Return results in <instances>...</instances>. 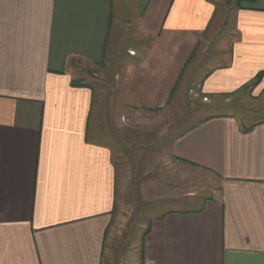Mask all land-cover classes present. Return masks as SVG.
I'll list each match as a JSON object with an SVG mask.
<instances>
[{"label": "crops", "instance_id": "0c3cea01", "mask_svg": "<svg viewBox=\"0 0 264 264\" xmlns=\"http://www.w3.org/2000/svg\"><path fill=\"white\" fill-rule=\"evenodd\" d=\"M229 4L0 0V264H264V116L207 108L264 107V0Z\"/></svg>", "mask_w": 264, "mask_h": 264}, {"label": "rangeland", "instance_id": "374dc122", "mask_svg": "<svg viewBox=\"0 0 264 264\" xmlns=\"http://www.w3.org/2000/svg\"><path fill=\"white\" fill-rule=\"evenodd\" d=\"M136 1H139L140 3H145L148 0H113L114 2V16L116 17H132L133 16V10L132 8L134 7V4L136 3ZM235 1V0H234ZM231 4H229L230 6H232V2L233 0H230ZM122 6H124L126 8L127 11H124ZM224 7V5H222ZM233 10V9H231ZM234 11V10H233ZM233 11L230 12V15L227 17L232 18L233 15ZM229 12V10H228ZM232 22V20H231ZM230 24H227L226 27L224 28V31L222 33H227L226 29L229 27ZM132 46H137L136 42H131L130 43ZM212 52V51H211ZM80 66V73L82 74L83 77H85V79H89L90 76L92 78L98 79L97 76V72L93 71L91 72V69L88 68V66H84V65H79ZM79 69V67H78ZM96 76V77H95ZM194 93L191 90H188L186 93H184L182 96L180 97H173V102L165 109V111L163 112L166 115L167 121H166V125L167 127L169 125H171L172 128V132L173 134H177L178 132L188 128L189 126H191L194 122V120H196L198 117H200L202 114L198 112L195 113L196 111V106L191 104V101H193L194 98ZM197 99V98H195ZM208 106V105H207ZM205 106V108L207 107ZM239 109L237 108H232V107H223L222 109L220 108H216L214 109V107L208 106L207 108H209L210 110L208 112H222V111H227L233 114H237V115H241V114H245L244 116H246V118L251 119V120H257L260 119L264 116V107H261L260 109H256L253 111H249L253 108L256 107L255 102L251 101V99H242V101L240 103H238ZM140 126V129L145 130V127L148 128H152V129H156L158 130L157 133L159 132V130L161 129V125L158 122H154V121H149V122H143L141 121L140 123H138ZM136 124V125H138ZM154 127V128H153ZM143 135V132H141ZM157 136V137H156ZM144 138V136H142V139ZM148 139L151 140V142H154L156 140V144L159 145L160 144V140L158 138V134H155V132L153 133L151 131V133L148 134L147 136ZM155 144V145H156ZM159 153H162V151H158V153H156L157 155H159ZM143 161V158L141 159ZM144 220L145 219H130V222H132L133 226L136 228L137 224L140 223V225L144 226Z\"/></svg>", "mask_w": 264, "mask_h": 264}, {"label": "trees", "instance_id": "16d2710c", "mask_svg": "<svg viewBox=\"0 0 264 264\" xmlns=\"http://www.w3.org/2000/svg\"><path fill=\"white\" fill-rule=\"evenodd\" d=\"M259 78H260V74H258V75L255 77L254 81H252V82L250 83V85H252V84H253L255 81H257Z\"/></svg>", "mask_w": 264, "mask_h": 264}, {"label": "built area", "instance_id": "2783aa9c", "mask_svg": "<svg viewBox=\"0 0 264 264\" xmlns=\"http://www.w3.org/2000/svg\"><path fill=\"white\" fill-rule=\"evenodd\" d=\"M204 99H206V98H204Z\"/></svg>", "mask_w": 264, "mask_h": 264}]
</instances>
